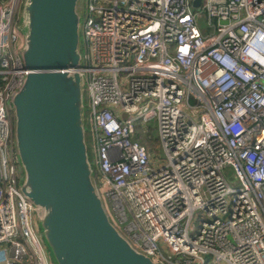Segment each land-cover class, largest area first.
<instances>
[{
    "label": "built area",
    "instance_id": "built-area-1",
    "mask_svg": "<svg viewBox=\"0 0 264 264\" xmlns=\"http://www.w3.org/2000/svg\"><path fill=\"white\" fill-rule=\"evenodd\" d=\"M20 3L0 0V263L51 264L19 191L6 104L29 70ZM78 4L87 153L114 226L160 264H264V0ZM148 121L156 168L134 137Z\"/></svg>",
    "mask_w": 264,
    "mask_h": 264
},
{
    "label": "water",
    "instance_id": "water-1",
    "mask_svg": "<svg viewBox=\"0 0 264 264\" xmlns=\"http://www.w3.org/2000/svg\"><path fill=\"white\" fill-rule=\"evenodd\" d=\"M78 1L21 0L19 55L29 70L8 101L23 170L19 191L35 207L53 264H160L117 230L94 187L82 116Z\"/></svg>",
    "mask_w": 264,
    "mask_h": 264
},
{
    "label": "rangeland",
    "instance_id": "rangeland-1",
    "mask_svg": "<svg viewBox=\"0 0 264 264\" xmlns=\"http://www.w3.org/2000/svg\"><path fill=\"white\" fill-rule=\"evenodd\" d=\"M81 1L82 0H79L78 3L81 2ZM20 5H21V3H20ZM19 11H20V7L17 10V20H16L17 23H18V20H19L18 19ZM80 47H81V41H80ZM83 94H84V98H86L87 94H86V89L85 88H84ZM6 104L9 105V102L7 101ZM188 111L191 112L190 109H188ZM10 113L12 115V111L11 110H10ZM152 123H153L152 121H148V124H146L144 122L139 124V126H141V127L145 126V130L144 131L143 130L142 131H137L134 134V137L137 138V135L140 136L142 134H145V136H146L145 144L148 147L147 154H148V157H149L150 166L153 167V168H156V167L160 166L165 161V159L159 153V142L157 140V133H156L155 125H153ZM84 128L86 129V127H84ZM90 161H91L92 165H94V158H93V156L91 154H90ZM224 166L227 167V165H224ZM16 169H17V175L19 177V180H20L19 183H20L22 178H23V170H22V166H21V164L19 163L18 160H17V163H16ZM102 204L108 210V218H110L111 222L114 223V225H116V227L119 228V226L115 223V220L113 219V217L111 215V212L109 211V207L107 205V202L105 201L104 198L102 199ZM30 218H31L30 224H31L32 228L35 230V232L39 235V239L42 242L41 246H42L43 254H44L46 260L49 263L53 264L52 257H51V255H50V253H49V251H48V249H47V247H46V245H45V243L43 241V238H42V236L40 234V228L38 226V222H37V219L35 218V214H34L33 211L30 212ZM198 220H199L198 214L196 212H193L192 217H191V221H190V226L191 227L196 226L197 223H198ZM24 246L31 253L30 249L28 248V246L25 243H24ZM205 258L207 259L208 256H206Z\"/></svg>",
    "mask_w": 264,
    "mask_h": 264
},
{
    "label": "trees",
    "instance_id": "trees-1",
    "mask_svg": "<svg viewBox=\"0 0 264 264\" xmlns=\"http://www.w3.org/2000/svg\"><path fill=\"white\" fill-rule=\"evenodd\" d=\"M137 138L139 139V141L145 143L146 142V136L145 134H142V135H137Z\"/></svg>",
    "mask_w": 264,
    "mask_h": 264
}]
</instances>
